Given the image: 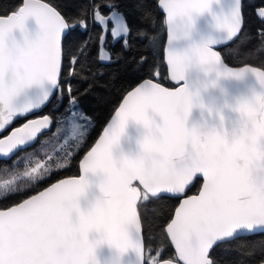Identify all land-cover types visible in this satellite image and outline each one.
I'll list each match as a JSON object with an SVG mask.
<instances>
[{"label": "snow or ice", "instance_id": "6c2138e0", "mask_svg": "<svg viewBox=\"0 0 264 264\" xmlns=\"http://www.w3.org/2000/svg\"><path fill=\"white\" fill-rule=\"evenodd\" d=\"M220 3L159 0L166 13V63L177 86L143 82L128 93L87 153L79 177L60 180L0 209V264H161L145 254L137 202L160 194L182 195L197 175L203 177L201 190L181 201L166 226L175 254L163 264H219L214 251L220 243L264 231V66L234 68L222 59L217 47L237 37L244 18L242 0H228L227 9L217 14L213 8ZM105 7L113 9L110 16L92 6L95 22L113 39L123 37L126 42L129 25L115 5ZM206 13L212 14L213 30L196 39V21ZM256 13L264 19V6ZM86 15V10L80 17L62 15L43 0H23L22 6L0 15V130L13 118L53 101L57 108L55 117L44 115L0 139L5 157L33 142L54 120L63 119L72 138L80 122L89 119L71 95L70 107L58 110L64 104L63 41L76 25L84 26ZM30 19L37 30L28 27ZM258 35L264 37V31ZM152 75L158 77L159 72L153 70ZM248 75L261 91L254 88L234 103L205 102L213 90L223 91L222 81H242ZM196 108L201 109V120L190 125ZM130 122L137 126L134 154L122 146L123 140H133ZM41 169L48 171L37 163L25 174L39 178ZM94 186L101 195L90 198ZM105 247L113 255L101 260Z\"/></svg>", "mask_w": 264, "mask_h": 264}, {"label": "trees", "instance_id": "16d2710c", "mask_svg": "<svg viewBox=\"0 0 264 264\" xmlns=\"http://www.w3.org/2000/svg\"><path fill=\"white\" fill-rule=\"evenodd\" d=\"M43 1L56 6L62 15L80 17L82 10L87 12L83 17L84 26L76 25L70 30V37L63 42L65 54L61 85L64 104L58 106V110L65 111V106H69L68 96L71 95L78 101L82 113L89 117L90 125L80 138L71 139L68 146L59 148L58 160L51 161L55 169L47 173V176L44 175L42 180L33 181L30 177L28 181L19 176L23 168L14 165L13 161L37 148L42 140L65 124L63 119L60 123L54 120L52 129L32 148L20 151L11 160H0V209L13 206L60 179L78 176L81 158L95 143L125 94L141 81L154 79L153 70L159 72V83L168 87L175 86L168 78L164 62L166 22L165 15L158 6L159 0ZM22 3L23 0H0V15L11 13ZM93 5L105 15L113 11L105 5H115L130 27L126 42L124 38L114 42L108 31L105 33L103 47L112 57L108 63L100 60L104 31L95 23ZM260 6H264V0H242L243 28L232 43L220 49L224 60L230 66H264V37L258 35L264 31V19L256 13ZM111 27L112 24H108V29ZM73 57L74 65L71 63ZM54 103L55 101L43 110L50 117L57 114ZM16 118V126L25 123L23 117ZM12 127L15 126L8 124L6 131ZM6 180H13V183L6 186ZM201 184L202 181L197 180L188 194L198 193ZM179 202V198L168 196L149 197L147 201L138 202L146 255L160 261L174 256L175 250L169 242L165 227L172 219ZM214 255L219 264H263L264 232L225 240L215 247Z\"/></svg>", "mask_w": 264, "mask_h": 264}, {"label": "water", "instance_id": "95a60500", "mask_svg": "<svg viewBox=\"0 0 264 264\" xmlns=\"http://www.w3.org/2000/svg\"><path fill=\"white\" fill-rule=\"evenodd\" d=\"M45 2V1H43ZM47 3V2H45ZM227 3H228V0H221V3L220 4H217V5H214V8H213V11L217 14H219L222 10H226L227 9ZM159 4V3H158ZM22 6V5H21ZM160 8V7H159ZM160 10L164 13L165 15V21H166V13L162 10V8H160ZM120 13V12H119ZM112 14V12L108 15L110 16ZM121 14V13H120ZM242 16H243V12H242ZM124 17V16H123ZM125 19V17H124ZM97 25L101 26L100 23H97L95 22ZM125 23H127L126 19H125ZM112 24V23H111ZM113 26V25H112ZM213 26H214V20H213V17H212V14L211 13H206L204 16H201L197 19L196 21V34H195V38L196 39H199L201 38V36L203 35H207L209 34L212 30H213ZM28 27L32 30V31H35L37 30L38 26L36 25L34 19H30L28 21ZM102 27V26H101ZM242 28H243V25H242ZM107 29H108V25H107ZM242 30V29H241ZM107 32V30L104 31V35L102 36V40H101V49H100V57L101 56H105L107 57L109 55V52L103 47V44H104V40H105V33ZM240 34V33H239ZM239 34L237 35V37L239 36ZM129 36V35H128ZM167 36H168V33H167V25H166V43H165V47H164V62H165V65H166V68H167V74H168V78L171 80L170 78V71H169V66L167 65L166 63V48H167ZM237 37H235L232 41L230 42H225V44H223L222 46H218L217 47V51H220L221 48L227 46L228 44L232 43ZM123 37H121L120 39H114L116 42L121 40ZM64 42V41H63ZM222 59L223 56H222ZM101 60V59H100ZM225 61V60H224ZM102 63H108L109 60L108 59H103L101 60ZM226 62V61H225ZM228 66H230L228 64ZM244 66H253V65H249V64H246V65H243V66H239V67H244ZM230 67H233V66H230ZM239 67H234V68H239ZM256 67V66H254ZM62 70H63V60H62ZM62 70H61V76H62ZM157 78L158 77H155L153 80L154 82H158L157 81ZM146 80L148 79H145L143 81H141L138 85H136L134 88H132L131 90H129L125 96L123 97L122 101L120 102L119 106L117 107V109L114 111V113L112 114V116L110 117L109 121L107 122V124L105 125L103 131L101 132V134L99 135V137L97 138V140L95 141V143L92 145V147L89 149V151H91V149L93 147H95V145L99 142L100 138L103 136L104 134V130L107 128L108 124L111 123L112 119L115 117V114L116 112L119 110L120 106L123 104L124 100L127 98L128 96V93H130L131 91H133L136 87H139L143 82H145ZM176 87L177 84L175 81L171 80ZM159 83V82H158ZM163 85V84H162ZM221 85H222V89L223 91H221L220 89H216V90H213L210 94H208L206 97H205V102L208 103V104H214V105H223L225 103V101H227L228 103H234L235 100L239 97H245V96H250L252 94V90L255 88L256 91H261L262 89L260 88V86L256 83L255 81V78L252 76V75H248L244 80L242 81H236V80H225V81H222L221 82ZM164 87H167V88H174V87H168V86H165L163 85ZM46 107H42L41 109L39 110H33L32 112L28 113V114H25V115H22V116H17V117H30L32 115H35V114H38L40 112H42ZM36 119H39V118H36ZM36 119H32V120H28L26 123L30 122V121H33V120H36ZM201 120V109L199 108H196L193 110V114H192V117L190 118V125L191 124H195V123H198L199 121ZM54 123H52L47 129H43L40 133H38L36 139L33 141V142H30L28 145H25V146H22L20 148H18L14 154H10L9 156L5 157L4 155L0 154V160H5V161H8V160H11L12 158H14L20 151H24V150H27V149H30L32 148L33 146H35L39 140L41 139V137L46 133L48 132L49 130L52 129V126H53ZM24 125V124H23ZM7 126V125H6ZM6 126L0 130V136L3 135L4 131H5V128ZM22 127V126H21ZM136 125L134 122H130L129 124V129H128V132L129 134L133 137V140L130 142L129 140L125 139L122 141V146H123V149L126 153L128 154H134L135 152V147H134V138L136 136ZM20 128V127H18ZM18 128H15V129H18ZM15 129L11 130L6 136H3V137H0V139H5L7 136H9L11 134L12 131H14ZM88 151V152H89ZM87 152V153H88ZM87 153L81 158L80 162H79V175L78 176H74V177H79L81 174H82V169H81V162L83 161V159L86 157ZM117 155H119V152H117ZM70 178H73V177H67V178H63V179H60V180H64V179H70ZM90 179H94V177L91 176L90 174ZM60 180L52 183V184H55V183H58ZM197 180H201L202 181V184H201V187H200V190L202 188V185L204 183L203 181V177L200 176V175H197L195 177H193V180L192 182L188 185V187L186 188L185 192L182 194V195H172V194H160L158 197H162V196H168V197H173V198H179L180 199V202L179 204L181 203V201L184 199V198H187V197H190V196H193V195H196V194H188L189 193V190L193 187V185L196 183ZM51 184V185H52ZM51 185L45 187L44 189L40 190V191H44L45 189H47L48 187H50ZM141 189H142V186H140ZM199 190V191H200ZM39 191V192H40ZM198 191V192H199ZM39 192L33 194V195H36L38 194ZM31 195V196H33ZM101 195V193L99 192V189L98 187H93L92 190H91V193H90V198L93 197V196H99ZM31 196H29L28 198H30ZM158 197H155V198H158ZM153 198V197H152ZM27 199V198H26ZM139 202V201H138ZM137 202V204H138ZM83 203V201H82ZM178 204V206H179ZM177 206V207H178ZM176 207V208H177ZM138 211V209H137ZM175 213V211H174ZM139 214V212H138ZM140 216V214H139ZM174 216V214H173ZM173 218V217H172ZM141 219V218H140ZM171 221V220H170ZM141 231H142V221H141ZM165 232L167 234V231H166V227H165ZM264 231H254V232H251V233H242L241 235H238V236H234L233 238H237V237H243V236H248V235H254V234H259V233H262ZM167 237L169 239V242L171 244V246L173 247V249L175 250L174 248V245L171 243L170 241V238L167 234ZM228 239H232V238H228ZM226 239V240H228ZM113 255V253H110L109 250L107 249V247L104 248L103 251L100 252V258L101 260H104L106 258H108L109 256ZM161 264H163V261H161ZM264 264V263H263Z\"/></svg>", "mask_w": 264, "mask_h": 264}, {"label": "rangeland", "instance_id": "374dc122", "mask_svg": "<svg viewBox=\"0 0 264 264\" xmlns=\"http://www.w3.org/2000/svg\"><path fill=\"white\" fill-rule=\"evenodd\" d=\"M80 123L81 127L77 136L69 138L67 132L65 131L66 124H63L56 128V130L51 133L50 136L42 140L37 148L29 150L19 159H14L13 164L23 168V172L19 176L24 177L27 180L31 177L30 179H33V181L44 179L45 176H47V173L55 169V166L51 163V161L52 159L58 160L57 151H59V148L68 146L71 139L80 138L88 129L90 125V119H88L87 121H81ZM49 156L52 157L51 160L49 159ZM37 163L45 164V167L48 168V171L44 172V170L41 169V174H38L39 178H34L33 176L26 175L25 173L29 172L31 168L34 167Z\"/></svg>", "mask_w": 264, "mask_h": 264}, {"label": "flooded vegetation", "instance_id": "af4514ba", "mask_svg": "<svg viewBox=\"0 0 264 264\" xmlns=\"http://www.w3.org/2000/svg\"><path fill=\"white\" fill-rule=\"evenodd\" d=\"M109 24H111V23H109ZM114 42H115V40H114ZM44 115H48V114H46L45 112L42 111V112H40V113H38V114H35V115H32V116H30V117H23L22 120H24L25 123H26L28 120H32V119H36V118H42ZM17 121H18V120H17L16 117L13 118V119L11 120L10 123L13 124V126H15V127H12L10 130L6 131V129H8V128H7V127H8V124H7V126H6V128H5V135H2V136H0V137L6 136L11 130L23 126V125H21V126H16ZM10 123H9V124H10ZM25 123H24V124H25Z\"/></svg>", "mask_w": 264, "mask_h": 264}]
</instances>
